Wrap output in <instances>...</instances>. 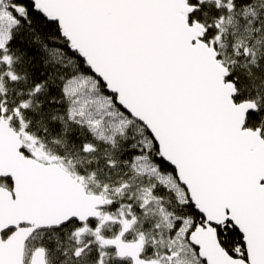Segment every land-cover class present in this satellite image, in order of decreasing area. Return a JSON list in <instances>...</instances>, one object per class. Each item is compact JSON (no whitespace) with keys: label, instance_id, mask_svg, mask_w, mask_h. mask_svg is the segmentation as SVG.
I'll list each match as a JSON object with an SVG mask.
<instances>
[{"label":"snow or ice","instance_id":"6c2138e0","mask_svg":"<svg viewBox=\"0 0 264 264\" xmlns=\"http://www.w3.org/2000/svg\"><path fill=\"white\" fill-rule=\"evenodd\" d=\"M0 264H264V0H0Z\"/></svg>","mask_w":264,"mask_h":264}]
</instances>
